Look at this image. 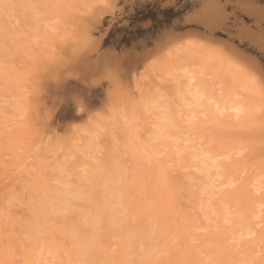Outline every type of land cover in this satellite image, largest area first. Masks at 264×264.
Masks as SVG:
<instances>
[{"label": "rangeland", "instance_id": "rangeland-1", "mask_svg": "<svg viewBox=\"0 0 264 264\" xmlns=\"http://www.w3.org/2000/svg\"><path fill=\"white\" fill-rule=\"evenodd\" d=\"M208 2L179 0L168 14L171 26L166 31L171 35L162 37L159 29L141 36L121 24L96 36L90 22L115 15L116 0H0V218L5 223L12 216L10 225L15 223L0 234V264H264V78L259 65L237 72L200 47L205 43L203 33L191 26L199 14L184 5ZM28 3L40 7L21 6ZM86 41L93 43L91 50L74 60L73 51ZM137 44L146 46L149 54L140 55ZM125 61L131 73L125 74L119 88L105 86L97 91L103 77ZM192 87L213 105L218 117L201 108L188 115L193 107L183 96ZM237 101L244 107L240 113L231 109ZM181 102L190 108L180 106ZM172 107L187 110H178L179 124L174 122V129L168 128L171 136L165 137L172 141L173 152L177 150L176 158L166 157L169 146L154 138L165 130L163 123L154 129L156 136V132L153 138L150 135L160 124L155 125L154 116L159 122L160 112ZM131 125L140 135L135 144L154 139L149 141L154 156L169 159L164 162L175 186L165 191L168 198L154 185L158 161L152 165L143 161L149 168L141 170V163L132 160L133 138L126 136ZM182 154L191 161L185 162ZM182 160L185 164L179 163ZM35 170L48 180L40 178L41 188L30 176ZM125 182L134 193L131 199L123 192ZM66 189L73 190L68 197H76L68 202L70 210L59 206L57 215L46 209V216H41L40 205L59 202L56 197ZM149 199L158 206L138 211ZM97 212L102 221L92 227L86 221ZM7 231L12 234L7 236ZM145 255L149 257L141 261Z\"/></svg>", "mask_w": 264, "mask_h": 264}, {"label": "snow or ice", "instance_id": "snow-or-ice-1", "mask_svg": "<svg viewBox=\"0 0 264 264\" xmlns=\"http://www.w3.org/2000/svg\"><path fill=\"white\" fill-rule=\"evenodd\" d=\"M178 3L179 0L177 3H169V0H116V14L92 20L91 27L96 36H102L117 24L127 29L135 28L141 36L154 33L156 29L160 30L162 37L170 36L171 33L166 31L171 26L168 14ZM21 6L40 7L32 3ZM184 8L189 12L196 9L199 14L191 26L203 33L205 43L200 45L201 48L237 72H248L259 65L264 78V0H210L208 3H186ZM92 46V42H84L73 51L72 58L82 59V54L86 55ZM137 48L141 50L140 55L149 54L146 46L137 44ZM126 73L130 76L128 61L117 71L106 74L97 91L105 86L118 89ZM250 82H254V78H250Z\"/></svg>", "mask_w": 264, "mask_h": 264}, {"label": "bare ground", "instance_id": "bare-ground-1", "mask_svg": "<svg viewBox=\"0 0 264 264\" xmlns=\"http://www.w3.org/2000/svg\"><path fill=\"white\" fill-rule=\"evenodd\" d=\"M14 42H15V41H14ZM27 47H28V46H27ZM190 77H191V76H190ZM192 77H193V76H192ZM187 78H188V77H187ZM176 81H177V80H176ZM189 81H190V80H188V82H189ZM178 82H179V80H178ZM181 82H182V81H181ZM188 82H187V83H188ZM189 83H190V82H189ZM176 84H178V83H176ZM179 84H181V83L179 82ZM179 84H178V85H179ZM182 85H183V84H182ZM197 85H199V84H197ZM239 85H240V83H239ZM185 86H187V85H185ZM243 87H244V86H243ZM184 88H187V87H184ZM188 88H189V87H188ZM179 89H181V88H179ZM196 89H197V88L192 87V89L189 90V93H187L188 91H187L186 89H185V90H186L187 92H186L185 90L183 91V89H181V91H183L182 93L185 92V93L188 94V96H183V99H185L186 102L188 101V104H187V103H186V104L189 105V106L191 105V109H192V107H193V109L191 110L192 113L190 114V113L188 112V113H189L188 115L194 116V114H196L195 112L198 110V108H201V110L204 109L206 112L210 113L209 115H211L212 117H216V114H217V113H216L215 108L212 107L213 105H211V106L208 105V103H207V99H205V101L202 100V99L200 98V95H198V92H197ZM201 89H202V88H201ZM199 91H200V90H199ZM210 91H211V90H210ZM180 93H181V92H180ZM180 93H179V94H180ZM185 93H184V94H185ZM203 93H205V92L203 91ZM184 94H182V95H184ZM199 94H200V93H199ZM201 94H202V93H201ZM207 94H208V93H207ZM180 95H181V94H180ZM182 95H181V96H182ZM198 96H199V97H198ZM178 97H179V96H178ZM184 97H185V98H184ZM205 97H206V96H205ZM152 98H153V97H152ZM213 98H214V97H213ZM179 99H181L180 101H182V98L179 97ZM203 99H204V97H203ZM160 100H161V99H160ZM176 100H177V99H176ZM176 100H175V101H176ZM214 100H215V99H214ZM216 100H218V99H216ZM156 101H157V100H156ZM180 101H179V104H180ZM183 101H184V100H183ZM185 101H184V102H185ZM152 102H153V101H152ZM172 102H173V101H172ZM231 102H232V101H231ZM234 102H235V101H234ZM234 102H233V105L230 104V105H232V106H231V109H232L235 113H240V112H242L244 107H243V105L240 104L241 102L239 103V102L237 101V103H235V104H234ZM157 103H158V102H157ZM168 104H169V103H168ZM170 104H173V103H170ZM170 104H169V105H170ZM186 104H182V102H181V105H180V106L184 105V107L186 108V106H187ZM147 105H148V104H147ZM154 105H155V103H154ZM159 105H160V104H159ZM159 105L157 104L158 107H159ZM163 105H164V104H163ZM165 105H166V104H165ZM169 105H168V107H170ZM200 105L203 106L204 108L201 107ZM214 105H215V104H214ZM223 105H224V104H223ZM244 105H245V104H244ZM142 106H143V105H142ZM149 106H150V104H149ZM155 106H156V105H155ZM161 106H162V105H161ZM161 106H160V107H161ZM174 106H175V105H174ZM198 106H200V107H198ZM221 106H222V105H221ZM151 107L154 108V106H151ZM184 107H181L180 109H181V110H182V108L185 109ZM195 107H196L197 109H196ZM225 107H226V106H225ZM165 108H166V107H165ZM187 108H188V106H187ZM189 108H190V107H189ZM189 108H188V109H189ZM218 108H219V107H218ZM229 108H230V107H229ZM148 109H149V108H148ZM148 109H147V110H148ZM154 109H156V108H154ZM172 109H173V110H171L170 108H169V109L167 108V110H165V111L163 110L164 112H160V113H162V115L159 113V114L161 115V118L164 119L163 122H162V119H161L160 117H159V118H160L161 120H159V122H158V119L156 118V116H154L155 119H156L155 125H156V124L158 125V123H160V124H159V127L157 126L158 128H156L155 125L153 124L155 128H152L153 130H150V131H152V134H150V135H151V137L153 138L154 136H156V135L158 134V132L155 131L154 129L159 130L160 127H161V124L163 123V127H164L165 130H159V134H158L156 137H154V138H158V137H159V139H160V140H159V141H160L159 144H160V143H161V144L163 143V145L166 144L167 147L169 146V149H167V150H168L167 153L165 152L166 155H167L166 157H169V158H170V157H171V158H174V157L176 156V155H175V152H176L177 150L175 149V152H173L174 149H173V147L171 146V145H173V144H172V141L170 142V141H169L170 139H169V138L167 139V138H165V137H167V136L170 135V130H172V129H171V128L168 129V128H169L174 122H176L177 124H179L178 121L176 120V119H178V117H176V116H178L177 112H178L179 108H178L177 111L174 109V107H172ZM221 109H222V108H221ZM181 110H179V111H181ZM157 111H158V110H157ZM157 111H156V112H157ZM185 111H187V110L185 109ZM188 111H189V110H188ZM199 112H200V111H199ZM217 112H218V111H217ZM227 112H228V111H227ZM234 112H233V113H234ZM157 113H158V112H157ZM233 113H232V114H233ZM153 114H155V113H153ZM198 114H199V113H198ZM198 114H197V115H198ZM206 114H207V113H206ZM122 115H123V114H122ZM131 115H132V114H131ZM131 115H130V116H131ZM149 115H150V114H149ZM156 115H157V114H156ZM160 115H159V116H160ZM179 115H180V114H179ZM123 116H125V115H123ZM157 116H158V115H157ZM181 116H182V115H181ZM184 116H185V114H184ZM191 116H190V117H191ZM230 116H231V113H230ZM232 116H233V115H232ZM126 117H127V116H126ZM132 117H133V115H132ZM188 117H189V116H188ZM200 117H201V116H200ZM217 117H218V114H217ZM133 118H134V117H133ZM192 118H193V117H192ZM192 118H191V119H192ZM194 118H195V117H194ZM209 118H210V117H209ZM125 119H126V118H125ZM131 119H132V118H131ZM174 119H175V121H174ZM181 119H182V118H181ZM209 120H211V119H209ZM126 121H127V120H126ZM132 121L134 122V120H132ZM186 121H187V120H186ZM214 121H215V119H214ZM182 122H183V121H182ZM134 123H135V122H134ZM150 123H151V122H150ZM153 123H154V122H153ZM190 123H191V122H190ZM190 123H189V124H190ZM129 124H130V123H129ZM184 124H185V123H184ZM192 124H194V123H192ZM195 124H196V122H195ZM134 125H135V124H134ZM112 126H113V125H112ZM123 126H124V124H123ZM128 126H130V125H128ZM173 126H174V125H173ZM175 126H177V125H175ZM131 127H132V125H131ZM165 127H167V128H165ZM171 127H172V126H171ZM180 127H181V125H180ZM180 127H179V130L181 129ZM184 127H186V125H185ZM121 128H122V127H121ZM135 128H136V127H135ZM172 128H173V127H172ZM173 129H174V128H173ZM186 129L188 130V128H186ZM126 130L129 131V132L126 134V136L128 135V136L130 137V139H131V138L134 139L135 137H136L135 139H138V138L140 137V135H139V133H138L137 131L134 132V127H132V128H128V129H126ZM175 130H176V129H175ZM175 130H174V131H175ZM150 131H149V132H150ZM153 131H154V132H153ZM160 131H161V132L163 131V132L161 133ZM174 131H173V132H174ZM184 131H185V130H184ZM155 132H156V133H155ZM180 132H183V131H180ZM180 132H179V133H180ZM7 133H8V132H7ZM146 133H147V132H146ZM150 133H151V132H150ZM153 133H155L154 136H152ZM124 134H125V133H124ZM171 134H172V132H171ZM173 134H175V132H174ZM177 135H178V134H177ZM146 136H147V135H146ZM170 136H171V135H170ZM172 136H173V135H172ZM148 137H149V134H148ZM151 137H149V138H151ZM3 138H4V136H3ZM3 138H2V139H3ZM171 138H172V137H171ZM133 139H132V141L129 143V144H130V145H129L130 148L128 147V148L130 149L129 154L133 157L132 160H133V159H136L135 162L138 161V162L141 163L140 165L138 164V166L141 167V168H140L141 170H144L145 168L148 170V168H149V167L146 166L147 164L143 163V161H144V162L147 161L150 165H152L153 163L155 164L154 161H156V162L158 161V163H156V166L158 165L159 168L157 169V171L155 170V171H156V172H155L156 179L154 180V181H155V184H154V185L157 186V188H156L157 190H156V191L159 192V190H162V191L164 192V193L162 194V195L164 196V198H168V197H166V194H167L168 192H170V190H168V189H170L171 183H172V181H174V180L172 179V181H171V183H170V180H171V178H172V176H170V172H169V169H170V168H168V170H167V168H166L167 165L165 166V162H164V161L169 160V159H168V158L166 159L165 156H163L164 158L159 157V159H158L157 157L154 156V155H155V154H154V150L152 149L153 147H151L152 144L149 143V141H152V140L154 141V139H151V140H149V141H148V140H146V141L144 140L143 142L140 141V142H139L140 144H138V143L135 144V142H134L135 139H134V140H133ZM141 139H142V138H141ZM146 139H147V138H146ZM166 139H167V140H166ZM139 140H140V138H139ZM16 141H17V140H16ZM127 141H128V140H127ZM147 141H148V142H147ZM175 141H176V140H175ZM2 142L5 143V141H1V143H2ZM154 142H155V141H154ZM4 143H3V144H4ZM175 143H176V142H175ZM134 144H135V145H134ZM181 144H182V143H181ZM2 147H3V146H2ZM11 147H12V146H11ZM126 147H127V146H126ZM0 148H1V147H0ZM17 148H18V147H17ZM22 148H23V147H22ZM150 148H151V149H150ZM129 149H128V150H129ZM183 149H184V148H183ZM186 150H187V149H186ZM0 151H1V150H0ZM125 152H126V151H124V153H125ZM156 152H158V151H156ZM126 153H127V152H126ZM176 153H178V152H176ZM182 153H183V152H182ZM219 153H220V152H219ZM127 154H128V153H127ZM183 154H184V153H183ZM183 154H182V155H183ZM191 154H192V153H191ZM0 155H1V154H0ZM5 155H6V154H5ZM179 155H180V154H179ZM186 155H188V154H186ZM207 155H208V154H207ZM173 156H174V157H173ZM184 156H185V155H183L182 157H183V159H184L185 162H186L190 157H187V156H186V159H187V160H186ZM188 156H190V155H188ZM208 156H209V155H208ZM102 157H103V156H102ZM191 157H192V156H191ZM199 157H200V156H199ZM211 157L213 158V157H215V156H213V154H212ZM211 157H209V158L212 159ZM216 157H217V156H216ZM7 158H8V157H7ZM71 158H72V157H71ZM160 158H161V159H160ZM175 158H176V157H175ZM177 158H178V157H177ZM191 159H192V158H190L188 161H191ZM58 160H59V159H58ZM85 160H86V159H85ZM184 160H182V161H180V162L178 161V162L181 163V162H183ZM193 160H194V159H193ZM193 160H192V161H193ZM206 160H207V159H206ZM214 160H216V159L214 158V159H213V162H214ZM96 161H97V160H96ZM129 161H130V160H129ZM172 161H173V160H172ZM194 161H195V160H194ZM194 161H193V162H194ZM197 161H198V160H197ZM147 162H146V163H147ZM193 162H192V163H193ZM195 162H196V161H195ZM211 162H212V161H211ZM95 163H96V162H95ZM102 163H103V162H102ZM136 163H137V162H136ZM166 163H167V162H166ZM183 163H184V162H183ZM187 163H188V162H187ZM187 163H186V164H187ZM192 163H191V164H192ZM218 163H219V161H218ZM221 163H222V161H221ZM130 164H132V163H130ZM176 164H177V163H176ZM184 164H185V163H184ZM189 164H190V163H189ZM198 164H199V163H198ZM73 165H74V164H73ZM92 165H93V164H92ZM136 165H137V164H136ZM136 165H135V166H136ZM141 165H142V166H141ZM177 165H178V164H177ZM125 166H126V165H125ZM133 166H134V164H133ZM135 166H134V168H135ZM154 166H155V165H154ZM189 166H190V165H189ZM191 166L193 167V166H195V164H192ZM191 166H190V167H191ZM201 166H202V165H201ZM215 166H216V165H215ZM220 166H221V165H220ZM91 167H92V166H91ZM150 167L152 168V166H150ZM167 167H168V166H167ZM175 167H177V166H175ZM151 168H150V169H151ZM155 168H156V167H155ZM177 168H179V166H178ZM94 169H96V168L94 167ZM146 169H145V170H146ZM171 169H172V167H171ZM175 169H176V168H175ZM175 169H174L173 171H175ZM179 169H180V168H179ZM127 170H128V169H127ZM138 170H139V168H138ZM141 170H139V172H140ZM151 170H153V169H151ZM176 170H177V169H176ZM26 171H27V170H26ZM91 171H93V170H91ZM133 171H134V170H133ZM133 171H132V172H133ZM149 171H150V170H149ZM42 172H43V171H42ZM124 172H125V171H124ZM129 172H130V171H129ZM141 172H142V171H141ZM92 173H93V172H92ZM122 173H123V172H122ZM122 173H121V174H122ZM149 173H150V172H149ZM210 173H211V172H210ZM226 173H227V172H226ZM59 174H60V173H58V176H59ZM179 174H180V172H179ZM205 174H206V173H205ZM218 174H219V173H218ZM47 175H48V174H47ZM60 175H61V174H60ZM94 175H95V174H94ZM125 175H126V173H125ZM30 176H31V178L33 179L32 181L35 180L36 185H37L38 181H41L40 178H42L41 176L38 175V173L36 172V170H35V173H34V172H30ZM42 176H43V175H42ZM54 176L56 177V175H54ZM127 176H128V174H127ZM50 177H51V176H50ZM55 177H54V178H55ZM152 177H153V176H152ZM178 177H179V176H178ZM197 177H198V176H197ZM52 178H53V174H52ZM56 178L58 179L59 177H56ZM56 178H55V180H56ZM124 178H125V177H124ZM127 178H128V177H127ZM174 178H175V177H174ZM201 178H202V177H201ZM201 178H200V179H201ZM27 179H28V178H27ZM42 179H43L44 181H45V180L48 181V180L45 179V178H42ZM60 179H61V177H60ZM152 179H153V178H152ZM49 180H50V179H49ZM51 180H52V179H51ZM61 180H62V179H61ZM63 180H64V179H63ZM44 181H43V182H44ZM46 181H45V182H46ZM52 181H54V180H52ZM126 181H128V180H126ZM154 181H153V182H154ZM203 181H204V180H203ZM35 182H33V183H35ZM45 182H44V183H45ZM147 182H148V181H147ZM147 182H144V183H147ZM220 182H221V181H220ZM40 183H42V182H40ZM40 183H38V186H39V187H40ZM65 183H66V181H65ZM151 183H152V181H151ZM173 183H177V182H173ZM179 183H180V182H179ZM224 183H225V182H224ZM224 183H222V184H224ZM63 184H64V183H63ZM124 184H125V186L123 187V192H124V194L126 195V197L128 196V197H127L128 199H131V197H130L129 195H132L133 191L129 192V189L131 188L130 185H129V183L126 184V182H125ZM124 184H123V185H124ZM132 184H133V183H132ZM137 184H138V183H137ZM152 184H153V183H152ZM230 184H231V183H230ZM232 184H233V182H232ZM42 185H43V184H42ZM64 185L67 186V185H68V182H67V184H64ZM145 185H146V184H145ZM148 185H149V184H148ZM217 185H218V184H217ZM227 185H228V184H227ZM136 186H137V185H136ZM174 186H175V184L172 185L171 188L174 187ZM222 186H223V185H222ZM240 186H241V185H240ZM55 187H56V186H55ZM57 187H58V186H57ZM67 187H68V186H67ZM178 187H179V186H178ZM184 187H185V186H184ZM40 188H41V187H40ZM49 188H50V187H49ZM53 188H54V187H53ZM58 188H60V186H59ZM58 188H57V190H58ZM145 188H146V187H145ZM176 188H177V187H176ZM239 188H241V187H239ZM43 189H44V188H43ZM50 189H51V188H50ZM177 189H178V188H177ZM179 189H180V188H179ZM134 190H136V189H134ZM137 190H138V189H137ZM139 190H140V189H139ZM174 190H175V188H174ZM174 190H173V192H174ZM239 190H242V192H244L242 188L239 189ZM34 191H35V190H34ZM42 191H43V190H42ZM58 191H59V190H58ZM81 191H82V190H81ZM142 191H144V190H142ZM145 191H146V189H145ZM145 191H144V192H145ZM153 191H154V190H153ZM165 191H166L167 193H165ZM175 191H176V190H175ZM203 191H204V190H203ZM54 192H55V191H54ZM70 192L73 193V190L70 191V190L66 189V191H64V193L61 195L62 197H61V196H60V197H59V196H58V197L55 196L56 199H60L59 202H57L58 200H57V201H56V200H52V202H50V204H47V203H46V204H41V205H40V208H39V209L41 210V213H42L41 216H43V215L45 214L44 211H47L46 209H48V212H50V211L52 212V210H53V211H54V214H56L55 212H56L57 210L60 211L59 208L56 210V208L59 207V206L61 207V209H67V208H69V210H70V207H67V206H69L68 204L71 203V202H69V201H70L71 199H75V198H76V197H72L74 194H72V193L70 194ZM144 192H140V193L143 194ZM160 192H161V191H160ZM176 192H177V191H176ZM212 192H213V191H212ZM235 192H237V191H235ZM240 192H241V191H240ZM28 193H29V192H28ZM55 193H56V192H55ZM67 193H69V194L72 195V196H71V197H68L69 194H67ZM244 193H245V192H244ZM246 193H248V192H246ZM246 193H245V194H246ZM30 194H31V193H30ZM133 194H134V193H133ZM144 194H145V193H144ZM151 194H152V193H151ZM159 194H160V193H159ZM164 194H165V195H164ZM172 194H173V193H172ZM174 194H175V192H174ZM237 194H238V193H237ZM55 195H57V193H56ZM59 195H60V194H59ZM85 195H86V194H85ZM137 195H138V194H137ZM147 195H148V194H146V198H145L144 200L147 199ZM162 195H161V196H162ZM169 195H170V194H169ZM34 197H35V196H34ZM34 197H33V198H34ZM38 197H39V196H38ZM132 197H133V196H132ZM137 197H138V198H136V199H137L138 201L142 198V196H137ZM139 197H140V198H139ZM144 197H145V196H144ZM149 197H150V195H149ZM50 198H51V197H50ZM80 198H81V196H80ZM134 198H135V197H134ZM155 198H156V197H155ZM162 198H163V197H162ZM164 198H163V199H164ZM172 198H173V196H172ZM242 198H243V197H242ZM247 198H248V197H247ZM247 198H246V200H247ZM41 199H42V198H41ZM178 199H179V198H178ZM243 199H244V198H243ZM134 200H135V199H134ZM141 200H142V199H141ZM150 200H151V199H149V201H150ZM165 200H168V199H165ZM165 200H163V202H164ZM195 200H196V199H195ZM27 201H28V200H27ZM30 201H31V200H30ZM132 201H133V200H132ZM132 201H131V202H132ZM247 201H248V200H247ZM247 201H246V202H247ZM250 201H251V200H250ZM68 202H69V203H68ZM75 202H76V201H75ZM77 202H79V201H77ZM142 202H143V201H142ZM144 202H145V201H144ZM144 202H143V203H144ZM151 202H152V201H150V203L148 202L150 205L146 203V206H147V207H146V206H139V207H138L139 209L137 208V210H138V211H141V209H142V210L145 212V210H147V208H148V211H149V209L151 208L150 206H152V207L155 206V208H156V205H157V204H154V205L152 204V205H151ZM159 202H160V201H159ZM161 202H162V201H161ZM163 202H162V204H163ZM165 202H167V201H165ZM253 202H254V201H253ZM255 202H256V200H255ZM33 203H34V202H33ZM103 203H104V202H103ZM127 203L129 204V202H127ZM127 203H126V204H127ZM133 203H135V201H133ZM143 203H142L141 205H145V203H144V204H143ZM152 203H153V202H152ZM169 203H170V202H169ZM248 203L251 204V202H249V201H248ZM248 203H247V204H248ZM79 204H80V203H79ZM139 204H140V202L137 203V205H139ZM166 204H167V203H166ZM173 204H174V203H173ZM252 204H253V203H252ZM70 205H71V204H70ZM76 205H78V203H77ZM100 205H101V204H100ZM111 205H112V204H111ZM129 205H130V204H129ZM134 205H136V204H134ZM137 205H136V207H137ZM159 205H160V204H159ZM168 205H169V204H168ZM171 205H172V204H171ZM78 206H79V205H78ZM88 206H90V205H88ZM88 206H87V208H88ZM95 206H96V204H95ZM95 206H94V207H95ZM103 206H104V205H103ZM106 206H107V205H106ZM132 206H133V205H132ZM132 206H130L131 209H132ZM157 206H158V205H157ZM64 207H65V208H64ZM90 207H91V206H90ZM90 207H89V208H90ZM101 207H102V206H101ZM107 207H108V206H107ZM136 207H135L134 209H136ZM141 207H142V208H141ZM170 207L172 208V206H170ZM193 207H194V206H193ZM246 207H247V205H246ZM25 208H26V207H25ZM76 208H78V207H76ZM76 208H75V209H76ZM105 208H106V207H105ZM140 208H141V209H140ZM171 208H170V209H171ZM182 208H183V207H182ZM37 209H38V208H37ZM49 209H50V210H49ZM54 209H55V210H54ZM98 209H99V208H98ZM134 209H133V210H134ZM153 209H154V208H153ZM176 209H177V208H176ZM7 210H8V209H7ZM35 210H36V209H35ZM80 210H81V209H80ZM101 210H102V209H101ZM108 210H109V209H108ZM157 210H159V209H156V212H158ZM160 210H161V209H160ZM172 210H173V209H172ZM4 211H5V209H4ZM59 211H57V212H59ZM76 211H77V210H76ZM76 211H75V212H76ZM86 211H87V210H86ZM89 211H90V210H89ZM94 211L96 212L97 210L94 209ZM152 211H153V210H151V212H152ZM154 211H155V210H154ZM178 211H179V210H178ZM183 211H184V210H183ZM248 211H249V207H248ZM253 211H254V210H253ZM34 212H35V211H34ZM77 212H78V211H77ZM84 212H85V211H84ZM87 212H88V211H87ZM104 212H105V211H104ZM163 212H164V211H163ZM176 212H177V211H176ZM4 213H5V212H4ZM7 213H8V211H7ZM14 213H15V212H14ZM52 213H53V212H52ZM80 213H81V212H80ZM85 213H86V212H85ZM105 213H107V212H105ZM116 213H117V212H116ZM153 213H154V212H153ZM172 213H173V211H172ZM100 214H101V213H98V212H97L96 214H94V213L91 214V213H90V215L88 216L89 218H88V220L86 221V223H90V226H92L93 224H96V225H97V223L100 224L99 222L102 221L101 219H100V221H99V218H102V217L100 216ZM108 214H109V212H108ZM164 214H165V213H163V215H164ZM2 215H3V214H2ZM56 215H57V214H56ZM74 215H75V214H74ZM105 215H106V214H105ZM141 215H142V214H141ZM145 215H146V214H145ZM149 215H150V214H149ZM149 215H148V217H149ZM155 215H156V213H155ZM190 215H191V214H190ZM10 216H11V213H10ZM10 216H9V217H10ZM13 216H14V215H13ZM44 216H46V215H44ZM71 216H72V215H71ZM103 216H104V214H103ZM106 216H107V215H106ZM111 216H112V215H111ZM210 216H211V215H210ZM219 216H220V215H219ZM9 217H8V218H9ZM30 217H31V216H30ZM30 217H29V218H30ZM33 217H34V216H33ZM33 217H31V218H33ZM77 217H78V216H77ZM145 217H147V216H145ZM155 217H156V216H155ZM163 217H164V216H163ZM173 217H174V216H173ZM2 218H3V217H2ZM2 218H0V234L3 232L4 229H5V231H6L7 226L10 228L11 226H14V225H15L14 222H13L14 225H13V224L10 225L11 222L13 221V220L11 221L12 216H11L9 222H8V220L6 221V222H8V224H7L6 222L4 223V218H3V219H2ZM13 218H14V217H13ZM39 218H41V217L39 216ZM39 218H38V219H39ZM71 218H72V217H71ZM107 218H109V217H107ZM179 218H180V217H179ZM249 218H250V217H249ZM14 219H15V218H14ZM17 219H18V218H17ZM17 219H16V221H17ZM21 219H22V218H21ZM21 219H20V220H21ZM23 219H25V218H23ZM34 219H35V218H34ZM48 219H49V218H48ZM61 219H63V218H61ZM65 219H66V218H65ZM75 219H76V218H75ZM75 219H74V221H75ZM110 219H112V218H110ZM148 219H149V218H148ZM158 219H159V218H158ZM175 219H176V218H175ZM245 219H247V218H245ZM113 220H114V219H113ZM183 220H184V218H183ZM66 221H67V220H66ZM80 221H81V220H80ZM162 221H163V220H162ZM252 221H253V220H252ZM60 222H61V221H60ZM78 222H79V221H78ZM82 222H83V221H82ZM107 222L109 223V221H107ZM113 222H114V221H112L111 223H113ZM155 222H156V221H155ZM174 222H175V221H174ZM180 222L183 223V221H180ZM32 223H33V222H32ZM111 223H110V224H111ZM169 223H170V222H169ZM176 223H177V221H176ZM247 223H248V221H247ZM249 223H250V222H249ZM41 224H43V223H41ZM55 224H57V223H55ZM101 224H102V223H101ZM103 224H104V223H103ZM105 224H107V223H105ZM105 224H104V225H105ZM110 224H108V225L110 226ZM9 225H10V226H9ZM43 225H44V224H43ZM82 225H83V223H82ZM108 225H107V227H108ZM112 225H113V224H112ZM223 225H224V224H223ZM251 225H252V224H251ZM99 226H100V225H99ZM156 226H157V225H156ZM14 227H15V226H14ZM14 227H13V228H14ZM92 227H93V226H92ZM92 227H91V228H92ZM94 227H96V226H94ZM105 227H106V226H105ZM107 227H106V228H107ZM171 227L173 228V226H171ZM180 227H181V226H180ZM194 227H195V226H194ZM55 228H56V227H55ZM85 228H86V227H85ZM102 228H103V227H102ZM102 228H101V229H102ZM42 229H43V228H42ZM61 229H62V228H61ZM65 229H66V228H65ZM88 229H89V228H88ZM92 229H93V228H92ZM94 229H95V228H94ZM107 229H109V228H107ZM175 229H176V228H175ZM245 229H246V228H245ZM12 230H13V229H12ZM14 230H15V229H14ZM45 230H46V229H45ZM47 230H48V229H47ZM76 230H77V229H76ZM250 230H251V229H250ZM5 231L3 232L4 234H6ZM89 231H90V230H89ZM99 231H100V230H99ZM168 231H169V230H168ZM245 231H246V230H245ZM7 232H8V231H7ZM11 232H12V231H11ZM11 232H10V233H11ZM13 232H14V231H13ZM18 232H20V229H19ZM42 232H44V231H42ZM42 232H41V233H42ZM51 232H52V231H51ZM53 232H54V231H53ZM90 232H91V231H90ZM169 232H170V231H169ZM169 232H167L168 235L170 234ZM3 233H2V234H3ZM10 233L8 232L7 236L12 234V233H11V234H10ZM31 233H32V231H31ZM39 233H40V232H39ZM44 233H45V232H44ZM151 233H152V231H151ZM167 233H166V234H167ZM222 233H223V232H222ZM245 233H246V232H245ZM245 233H244V234H245ZM50 234H51V233H50ZM68 234H69V233H68ZM90 234H91V233H90ZM172 234H173V233H172ZM195 234H196V233H195ZM223 234H224V233H223ZM248 234H249V233H248ZM16 235H18V233H17ZM53 235H54V234H53ZM134 235H135V234H134ZM29 236H30V235H29ZM36 236H37V235H36ZM57 236L59 237V235H57ZM71 236H72V235H71ZM42 237H43V236H42ZM58 237H57V238H58ZM0 238H2V235H1ZM51 238H52V237H51ZM63 238H64V237H63ZM73 238H74V237H73ZM33 239H34V238H33ZM58 239H59V238H58ZM71 239H72V238H71ZM1 240H2V239H1ZM1 240H0V241H1ZM4 240H5V239H4ZM27 240H28V239H27ZM65 240H66V239H65ZM148 240H149V239H148ZM28 241H29V240H28ZM36 241L38 242V240H36ZM36 241H35V242H36ZM40 241H41V240H40ZM43 241H44V240H43ZM48 241H49V240H48ZM59 241H60V240H59ZM59 241H58V242H59ZM69 241H70V240H69ZM23 242H24V240H23ZM25 242H26V241H25ZM56 242H57V241H56ZM62 242H64V241H62ZM62 242H61V243H62ZM5 243H6V242H5ZM12 243H13V242H12ZM20 243H21V242H20ZM30 243H32V242H30ZM141 243H142V242H141ZM175 243H176V242H175ZM6 244H7V243H6ZM14 244H15V243H14ZM25 244H26V243H25ZM27 244H28V243H27ZM50 244H51V243H50ZM55 244H56V243H55ZM57 244H58V243H57ZM62 244H63V243H62ZM18 245H19V244H18ZM28 245H29V244H28ZM28 245H27V246H28ZM38 245H39V244H38ZM65 245H66V244H65ZM65 245H64V246H65ZM141 245H142V244H141ZM177 245H178V243H177ZM180 245H181V244H180ZM4 246H5V244H4ZM4 246H3L2 248L6 249L7 247H4ZM6 246H7V245H6ZM33 246H34V244H33ZM59 246H60V245H59ZM62 246H63V245H62ZM64 246H63V247H64ZM67 246H68V245H67ZM69 246H70V245H69ZM72 246H73V245H72ZM72 246H71V247H72ZM19 247H20V246H19ZM21 247H22V244H21ZM29 247H31V244H30ZM36 247H37V246H36ZM46 247H47V244H46ZM48 247H50V246H48ZM48 247H47V248H48ZM73 247H74V246H73ZM95 247H96V245H95ZM174 247H175V246H174ZM174 247H173V248H174ZM178 247H179V246H178ZM13 248H14V249H17L18 247L15 248V247L13 246ZM22 248H23V247H22ZM185 248H186V247H185ZM199 248H200V247H199ZM20 249H21V248H20ZM24 249H26V247H25ZM30 249H31V248H30ZM33 249H34V248H33ZM33 249H32V250H33ZM44 249H45V248H44ZM50 249H51V248H50ZM74 249H75V251H77L76 248H74ZM154 249H155V248H154ZM177 249H178V248H177ZM182 249H183V248H182ZM1 250H2V249H1ZM17 250H18V249H17ZM108 250H109V249H108ZM183 250H185V249H183ZM223 250H224V249H223ZM13 251H14V250H13ZM19 251H20V250H19ZM67 251H68V250H67ZM97 251H98V250H97ZM225 251H226V250H225ZM5 252H6V250H5ZM5 252H3V253H5ZM7 252H8V251H7ZM9 252H10V251H9ZM25 252H26V250H25ZM29 252H31V251H29ZM34 252H35V251H34ZM45 252H46V251H45ZM68 252H69V251H68ZM180 252H181V250H180ZM185 252H186V250H185ZM199 252H200V251H199ZM219 252H220V251H219ZM0 253H1V252H0ZM10 253H11V252H10ZM15 253H16V252H14V254H15ZM32 253H33V251L31 252V254H32ZM105 253H106V252H105ZM7 254H8V253H7ZM14 254H13V255H14ZM17 254H18V253H17ZM37 254H38V253H37ZM73 254H75V253L73 252ZM178 254H179V253H178ZM187 254H188V253H187ZM205 254H206V253H205ZM9 255H10V254H9ZM43 255H44V254H43ZM98 255H99V254H98ZM120 255H121V254H119L118 259H116L117 261H119V263H120V261H121V256H122V255H121V256H120ZM140 255H141V254H140ZM183 255H184V254H183ZM29 256H30V255H29ZM112 256H113V255H112ZM126 256H127V255H126ZM180 256H181V254H180ZM220 256H221V254H220ZM97 257H98V256H97ZM148 257H149V255H147V256L145 255V256L143 257V259L141 258V259H142L141 261H145V259L147 260ZM153 257H155V256H153ZM186 257H187V255H185V258H186ZM10 258H11V259L13 258L12 255H11ZM30 258H31V257H30ZM77 258H78V257H77ZM122 258H123V257H122ZM181 258H182V257H181ZM28 259H29V258H28ZM36 259H37V258H36ZM187 259H188V257L186 258V260H187ZM189 259H190V258H189ZM13 260H14V259H13ZM13 260H10V261L13 262ZM23 260H24V259H23ZM37 260H38V259H37ZM45 260H46V259H45ZM33 261H34V260H33ZM104 261H105V260H104ZM201 261H202V260H201ZM29 262H30V261H29ZM34 262H35V261H34ZM34 262H33V263H34ZM37 262H38V261H37ZM82 262H83V261H82ZM8 263H9V262H8ZM13 263L15 264V262H13ZM31 263H32V262H31ZM31 263H29V264H31ZM114 263H115V262H114ZM6 264H7V263H6ZM27 264H28V263H27ZM34 264H36V263H34ZM37 264H40V263H37ZM117 264H118V263H117ZM176 264H177V263H176Z\"/></svg>", "mask_w": 264, "mask_h": 264}]
</instances>
